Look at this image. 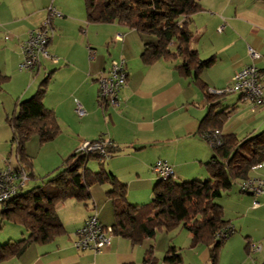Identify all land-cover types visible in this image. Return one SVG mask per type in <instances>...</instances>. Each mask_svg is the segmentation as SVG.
Returning a JSON list of instances; mask_svg holds the SVG:
<instances>
[{"label":"crops","instance_id":"crops-1","mask_svg":"<svg viewBox=\"0 0 264 264\" xmlns=\"http://www.w3.org/2000/svg\"><path fill=\"white\" fill-rule=\"evenodd\" d=\"M199 1L202 9L189 22L190 46L198 51L201 59L212 58V61L196 76L186 77L177 68L181 58H160L151 64L143 61L145 43L156 41L150 35L146 39L119 22L89 21L84 0H0V77L8 76L0 80V168L6 159L17 164L16 144L7 115L15 110L18 100L36 91L42 74L43 78L49 76L44 104L55 111L61 127L54 139L66 154L80 149L86 141L104 138L114 142L118 149L105 157L106 169L111 168L128 184L134 179L142 180L139 188L128 186V200L132 203L153 196L157 179L151 169L158 160L171 164L174 178L180 181L188 173H203L202 169H207L213 152L199 131L201 121L210 110L225 116L222 131L232 134L230 142L234 144L260 133L264 129V104L255 107L240 92L220 95L212 89H224L236 71L254 63L259 68L264 93V0ZM50 5L61 13L52 18L53 35L48 45L59 61L43 59L35 70H20L22 42L32 29L43 23ZM117 33H124L122 40L115 39ZM250 48L258 53L257 57L251 54ZM119 57L126 59L127 85L118 95L119 105H101L98 78L110 60ZM34 76L37 80H32ZM10 80L12 87L7 83ZM77 102L87 111L84 117L76 112ZM23 130L20 129L21 134ZM114 156L126 158L127 164L117 166L118 159ZM235 157L239 163L247 160L250 145L245 144ZM32 165L26 168L34 174ZM263 167L261 162L252 170ZM108 186L107 182L95 184L88 205L73 198L59 203L57 213L65 231L51 242L30 244L18 264H213L211 247L202 243L191 245V233L186 237L188 244L181 241L182 246L172 238L164 253L174 246L175 252L181 255L180 261L167 263L164 255L154 254L155 236L159 232L173 235L179 228L170 232L161 230L138 244L114 235L111 246L102 252L76 249L73 244L76 232L92 212L97 213L104 225L113 224ZM243 193L246 194L235 195L241 204L236 210L216 201L222 218L233 223L237 232L220 246L217 264L264 263V194ZM26 234L22 230V237ZM145 242L151 245L146 248ZM252 244L259 248L253 249ZM187 245L193 252H185ZM149 249L157 258L152 263L146 260Z\"/></svg>","mask_w":264,"mask_h":264},{"label":"trees","instance_id":"trees-1","mask_svg":"<svg viewBox=\"0 0 264 264\" xmlns=\"http://www.w3.org/2000/svg\"><path fill=\"white\" fill-rule=\"evenodd\" d=\"M84 2L89 21L119 22L143 36H156L155 42L145 43L141 55L145 63L151 64L160 58H181L182 62L177 68L181 75L188 77L196 76L212 61V58L201 59L198 51L190 46L192 31L189 22L192 15L202 9L199 0ZM121 34L123 38L124 33ZM174 41L177 42L175 49L172 48ZM7 78L8 76L3 75L0 80ZM196 79L199 80V76ZM48 82L49 76L43 78L36 91L30 97L18 100L15 110L7 115L6 120L13 130V140L16 144L17 165L24 168L33 163L25 149L30 135L36 133L41 141H47L56 138L61 131L55 111L44 104ZM223 94L226 93L220 95ZM98 102L104 106L112 105L101 97L100 93ZM212 107L213 105L211 109ZM224 119L222 114L210 110L200 125V135L211 145L213 152L206 164L211 177L205 180L181 181L175 179L174 175L167 178L158 177L153 186L152 199L146 203L130 202L127 183L113 171L106 169L104 159L117 151V146L107 145L106 155L100 151L81 148L71 153L64 160L63 166L52 171L44 181L30 188H23L0 207V222L19 224L27 232L20 240H9L0 245V262L22 256L32 243L53 241L65 231L57 213L58 204L73 198L88 205L93 197L92 187L107 182L111 185L107 195L113 203L114 222L111 227L114 235L128 238L138 244L161 230L170 232L185 228L192 234L191 245L202 243L211 247L213 264H217L220 246L233 233L226 238L217 234L221 229L228 231L232 223L222 218L221 209L215 199L222 196L232 186L233 181L250 176L252 168L264 162V129L234 144L230 142L232 134H224L222 131ZM22 128L24 132L21 134ZM245 144L250 145V157L239 163L235 156ZM91 159L99 161L98 170L89 166ZM28 174L34 177L33 172ZM151 252L153 251L149 249L146 257L149 263L157 259ZM180 259L181 255L175 252L174 246L163 257L167 263L178 262Z\"/></svg>","mask_w":264,"mask_h":264},{"label":"built area","instance_id":"built-area-1","mask_svg":"<svg viewBox=\"0 0 264 264\" xmlns=\"http://www.w3.org/2000/svg\"><path fill=\"white\" fill-rule=\"evenodd\" d=\"M61 13L50 5L48 7V16L43 23L29 32L28 37L22 42V60L19 64L20 70H35L41 65L43 59H48L53 63L59 61V57L53 55L48 48L50 39L53 35L52 18L59 16ZM219 27L218 30H222ZM115 39L121 40L122 34L117 33ZM255 57L258 53L253 49H249ZM99 93L100 96L109 101L112 105H119L118 95L126 87L128 81V71L125 59L113 58L109 62L105 72L99 76ZM213 93H232L240 92L242 98L249 100L253 106L264 104L263 84L259 68L254 64H248L236 71L229 84L224 89H212ZM76 112L80 117H84L87 113L86 109L77 102ZM214 133V135H216ZM217 142H219L217 140ZM115 147L116 144L111 140L86 141L81 149L100 151L105 154L106 146ZM257 166V165H256ZM153 171L158 177L167 178L174 175V168L167 161L158 160L153 165ZM30 182V176L26 168L12 164L9 159L2 168H0V207L3 203L12 198L18 191L25 188ZM240 189L243 192L253 194H264V178L248 176L240 182ZM254 200V205H257ZM233 225V224H232ZM230 225L228 231L221 229L217 234H221L224 238L234 233V226ZM113 229L111 226L104 225L93 213L85 219L83 224L76 232V238L73 242L78 250L90 249L94 252H102L112 244ZM253 249L259 248L252 244ZM252 264H264L263 262H254Z\"/></svg>","mask_w":264,"mask_h":264},{"label":"rangeland","instance_id":"rangeland-1","mask_svg":"<svg viewBox=\"0 0 264 264\" xmlns=\"http://www.w3.org/2000/svg\"><path fill=\"white\" fill-rule=\"evenodd\" d=\"M124 27H126V26H124ZM126 29H129V28L126 27ZM126 29L124 28V30L128 32L129 30H126ZM149 35L150 34L144 35L143 37L148 39ZM150 36L152 37V39L156 40V36H154V35H150ZM173 43L176 44L177 42L174 41ZM172 48L175 49L176 47L173 45ZM99 51H101V50L99 49ZM103 52L106 53V49ZM18 68H19V66H18ZM40 76L41 77L39 79V82L42 80L43 74ZM36 78L37 77L34 76L32 80H37ZM7 83H8V85H10V87H12L11 86L12 85L11 80ZM17 85H18V83L16 82L15 86H17ZM234 93H237V92H232V93H229L228 95L234 94ZM247 134H249V133H247ZM40 141H41V139H40L39 135H37V134L35 136H32L31 139L29 138L26 141V144H27V151L26 152L30 155V157L33 160L32 168L34 170L35 179H31V181L25 187V189L41 183L42 180L44 181L45 178L47 177V175L52 173V171L58 170V168L62 167L64 164L63 163L64 160L72 153V151L70 153H67V154L64 153V148L60 147L57 139H53L50 141H48V140L47 141H41L42 144ZM205 143H207V142L205 141ZM207 145H208L209 149H211V145L209 143H207ZM123 150H124V147H123V149H121V151H123ZM117 157L118 156H114L115 159H118V160H115L116 161L115 163L117 164V166H122V165L124 166V164H127V160H125L126 158H117ZM12 160H13V162H15V158H12ZM108 161H109V159H108ZM107 162H106V166H109L108 165L109 162L108 163ZM89 166L93 170L99 169L98 161H96L94 159L90 160ZM109 169L112 170L111 168H109ZM202 172L203 173H196V174H193V173L189 174L188 173L186 175V177H182V180H193V179L205 180L206 178L211 177V175L208 172V170L206 169V167L202 169ZM151 173L158 180L156 174L153 172L152 169H151ZM250 176L264 178V167H263V169H258V170L253 169L250 172ZM241 180L242 179H237L236 181H233L232 186L230 188H228L227 191H225L222 196L217 197L215 199V201L220 202V203L225 202V204H228V206H230V210H236L237 207L241 208L240 202L237 201V199L235 197V195L244 196L246 194V193H243L240 191ZM141 183H142V180H139V182H138L134 179L131 183H129V184L127 183V185L128 186L130 185L129 189L130 188L135 189V188H139ZM108 185H109L108 188L110 189L111 185L109 183H108ZM151 199H152V197H150V199H140L139 201H134V202L146 203V202L150 201ZM93 213L97 214L96 212H92L91 214H93ZM107 226H111V225L107 224ZM22 230H24V227L19 225V224L11 223L8 221L1 222L0 223V245L8 242L9 240H20L22 238ZM188 234H190V231L185 229V228H179V230L175 231L173 235L168 234L166 232H159L155 236V242L153 241V243H154V254L157 256H163L165 251L167 250V248L169 246V242L172 241V238H173V240L174 239L176 240V244L179 246H182V244H184V243L188 244V240L186 238ZM235 234H237V232H235ZM235 234L233 233V235H235ZM158 236H159V238L156 242V239ZM232 236H230V237H232ZM181 241H183L184 243H182ZM145 244H147V242H145L144 245ZM172 244H173V242H172ZM150 245H151V243L147 244L146 248L149 247ZM198 249H201V247H199ZM188 251L193 252L192 248H189L187 245L185 252H188ZM20 258L21 257H12L11 259L6 260V262H0V264H18V262L20 261Z\"/></svg>","mask_w":264,"mask_h":264}]
</instances>
